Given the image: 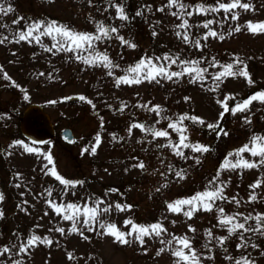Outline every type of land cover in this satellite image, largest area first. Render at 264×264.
I'll list each match as a JSON object with an SVG mask.
<instances>
[{
  "label": "rangeland",
  "instance_id": "1",
  "mask_svg": "<svg viewBox=\"0 0 264 264\" xmlns=\"http://www.w3.org/2000/svg\"><path fill=\"white\" fill-rule=\"evenodd\" d=\"M180 2L186 5L183 12H178L175 6L168 7L169 0H3L14 11L0 16V25H6L0 26V39L7 37L0 43V195L3 196L0 264L15 261L20 264H176L172 251L180 245L175 240L167 243L173 237H187L199 254L200 264H234L241 256L254 264H264V235L245 232L242 240L240 230L229 236L228 226L219 223L224 216L243 214L237 217V222H243V216L264 214V165L250 169L221 167L226 159L235 163V152L245 144L251 146L254 135L264 136V103L253 101L247 110L235 114L223 111L225 104L231 109L242 103L241 97L248 99L264 91V33L254 34L247 28L249 22H264V0H241L251 5L249 10L238 7L231 12L200 14L195 12L198 5L217 7L218 3L231 0ZM117 7L123 8L127 20L118 18ZM188 11L193 15L187 16ZM174 12L178 15H173ZM233 14L237 19L231 18ZM17 19L19 24H13ZM184 19L190 28L178 27ZM208 20L213 23L204 28ZM39 21H55L75 32L93 35L97 34V22L106 28H116L117 32H110L108 38H102L95 45L96 51L107 54L115 67L105 68L99 61L84 64L73 52L45 51V47L51 48L54 43L49 36H42L40 43L16 42L19 31ZM209 30L217 36L203 39ZM184 33L189 35L188 42L183 39ZM221 35L223 39L219 38ZM196 40L200 41L199 48L195 46ZM130 44L135 47H129ZM195 49L203 57L197 66L208 69L204 81L193 83L190 76L184 75L172 80L157 77L159 82L116 83L142 58H152L169 72L181 71L183 65L179 61L170 64L156 58L167 54L185 61L186 52ZM79 54L89 56L90 52ZM212 63L214 67L210 66ZM230 63L233 71L246 66L252 83L239 75L214 82L212 75ZM47 67L51 69L47 76L34 77ZM258 87L261 90L251 94ZM81 96L85 99L81 100ZM30 101L46 105L57 131L63 126L72 127L76 142L66 143L59 136L42 145L25 140L20 134L18 119ZM155 106H159V115L150 110ZM183 116L198 117L204 123L183 120L182 125L178 124L186 129L183 133L168 128L170 122H177ZM134 123L165 130L169 135L153 138L139 128H133L130 133ZM209 124H218L219 128L209 129ZM220 129L228 135H223ZM181 134L187 136L186 143L205 146L208 151L180 148L177 150L183 156L176 155V150L168 145L179 144ZM14 141H22L38 151L27 152L21 145L12 146ZM94 146L96 151L92 154ZM46 155L52 157L51 164ZM241 155L250 162L259 161V157L247 152ZM141 162L143 169L135 166ZM52 168L62 178L82 183L66 188L50 174ZM178 171L182 172L183 179L176 176ZM218 173L219 179L210 185ZM257 181H260L259 187H250ZM217 185L223 186L225 199L216 200L211 211L201 208L189 219L183 212L190 206H183L181 212H171L167 207L178 199L214 190ZM252 195L256 200L250 201ZM95 200L104 201L101 208L112 206L109 212L99 216V221L116 225L126 234L128 244L101 235L103 230L98 223L89 231L83 225L82 216L81 223L77 224L79 232H70L72 221L63 220L48 203L83 206L87 202L93 207ZM116 204L131 207L118 211ZM220 208L224 209L223 213L218 211ZM127 220L144 226L160 223L167 231L160 237H145L142 245L135 240V234L127 235L131 227L125 225ZM255 225L252 219L246 227ZM57 228H63L64 233ZM208 231L212 238L208 237ZM33 235L52 243L36 242L26 253H21L20 246ZM220 237H226L223 245L216 239ZM242 243L247 247L238 248ZM5 247L10 251L2 252ZM160 249L164 251L157 255ZM227 256L234 259L228 260Z\"/></svg>",
  "mask_w": 264,
  "mask_h": 264
},
{
  "label": "snow or ice",
  "instance_id": "2",
  "mask_svg": "<svg viewBox=\"0 0 264 264\" xmlns=\"http://www.w3.org/2000/svg\"><path fill=\"white\" fill-rule=\"evenodd\" d=\"M175 6L178 9V12H183V10L186 8V5L180 2V0H169L168 7ZM241 8L244 10H249L251 8V5L248 3H241V0H231L229 3H218L217 7H210L205 8L202 6H196L195 12L197 14L200 13H206V12H218L220 10H223L224 12H231L233 9ZM163 10V9H159ZM13 8L9 6H5L3 3V0H0V16H6L9 13L13 12ZM178 12H174L173 15H178ZM140 13H137L139 15ZM117 15L118 18L121 20H127L128 17L124 14L123 8L117 7ZM187 16H192L193 12L188 11L186 12ZM182 18V17H179ZM233 20L237 19V16L235 14L231 17ZM22 19V18H21ZM19 20H13V24H19ZM213 23L212 20H208L206 23L203 24L204 28H209V25ZM6 27V25H0ZM180 28H190L188 21L186 19L182 20V23L178 25ZM97 34L93 35L90 33H79L75 32L72 29H70L66 25H57L55 21L50 22H34L31 24L26 25V30L19 31L17 33L16 42L19 43L20 41H30L34 40L37 43L41 42L42 36H49L54 40V43L52 44L51 48L45 47V51H52L55 49L57 52L63 51V52H73L77 53L76 58L81 60L84 64L92 65L96 64L97 61L103 64L105 68L111 69L112 67H115L113 65L112 61L109 60L107 54L99 53L96 51L95 45L97 41H100L102 38H108L109 33H115L117 32V29L114 27L106 28L105 25L102 22H97ZM247 28L252 33H264V22L261 23H251L249 22L247 24ZM235 31H240V28L237 27ZM34 33H36L34 35ZM155 35V33H153ZM177 36H181L180 32H177ZM209 36L215 37L217 36V33L215 31L209 30L206 35L203 37V39H207ZM57 37L59 39H57ZM220 39H223L224 37L221 35L219 37ZM7 37H4L3 39H0V43H3L4 40H6ZM122 42L126 43V41H123V38H120ZM183 39L185 42L189 41V35L188 33L183 34ZM196 47H200V41L196 40L195 42ZM129 47H135V45H129ZM83 52H90L89 56H83L79 53ZM95 57V59L93 58ZM163 59L164 61L170 62V64H177L179 61V64L183 65L181 71H171L169 72L167 68L164 65H157L153 62L152 58L144 59L142 58L134 67L128 68L127 74L119 77L116 81L117 85L124 83V84H139L142 82V80H148V81H157V77H162L164 79L172 80L175 78H180L181 76L188 75L191 77L190 82H197V81H204L205 76L204 73L208 71L207 68H200L197 65L200 63L199 61H183L180 60L179 57L173 58L170 55H165L163 57H157L156 60L160 61ZM238 63H242L240 61H237ZM210 66H215V63H212ZM223 70L213 74L212 79L214 82H222L223 78L229 77V76H243L245 78H248V82L252 83V80L249 78V73L246 71L245 68H240L236 71H233V64H228L226 66H222ZM109 75H112V72L109 71ZM43 75V74H41ZM5 79H8L7 75L5 74ZM216 87H219V84H216ZM212 91H215V88L210 89ZM25 100L28 99V96L25 95ZM81 100H84L85 98L83 96L80 97ZM187 99V98H186ZM227 99V98H226ZM259 100L260 102L264 103V91L258 92L253 94L248 99L244 100L242 103L237 104L235 107L229 109L227 105L224 106V111H231L232 114H235L238 111H245L248 109V106L253 102ZM222 103V102H221ZM123 110V109H121ZM152 111H156L159 115L160 109L159 106H155L154 108L150 109ZM223 112L221 113V116H223ZM191 119L193 121H197L201 124L204 123L203 120H200L198 117H188L183 116L180 117L177 122H170L168 124V128L173 129L176 132L183 133L186 131L183 127H178V124L182 125L183 120ZM159 123V121H157ZM133 128H139L141 131L148 132L152 134L153 138H159V137H168V132L165 130H155L154 127H145L143 124L134 123L130 126L129 132L131 133V130ZM209 129L219 128V125H208ZM220 131L223 133V135H228L226 131H223V129H220ZM220 133H218L219 135ZM187 136L181 134L179 138V144L172 145L171 143L168 145L169 147H173L174 150H176V155L183 156V152L179 151L177 149L180 148H189L191 147L193 151L195 152H207L208 148L202 145H190L186 143ZM97 144H99V136H97ZM21 145L24 147L25 151L27 152H33L38 151V149L29 148L27 145L23 144L22 141H14L12 146ZM11 147V146H10ZM96 148L95 146L92 147L91 152L92 154H95ZM249 153L252 157H259L258 162H250L248 160H245L242 153ZM232 155V154H230ZM235 156L237 157L235 163H232L229 160H225V163L221 166L222 168H255L259 165H264V136H257L254 135L251 139V146L249 144H245L241 148H239L235 152ZM45 158L48 160V163H52V157L50 155H46ZM187 158V157H185ZM136 167H139L141 169L144 168V164L141 162ZM50 174L55 177L56 180H58L62 185H64L66 188L68 186L75 187L76 183H82V182H73L66 180L62 178L55 170V168H52L49 170ZM176 176L180 179H183L182 172H176ZM219 179V173L217 174V177L213 179V181L210 182L211 184H214L216 180ZM260 186V181H257L255 184L251 185L250 187L256 188ZM114 191V190H113ZM223 193V186L217 185L214 190H205L203 192H198L194 194L190 198H184V199H178L175 202L168 203L167 207L171 212H181L183 210V206H190L189 210L184 211L183 214L187 216L189 219L192 217L193 213L200 210L201 208L204 211H211L213 209V205L215 204L216 200L218 199H225V197L222 195ZM48 195L51 196L52 193L49 190ZM3 199V196L0 195V200ZM256 200V196L252 195L250 197V201ZM49 206L52 208V210L59 216L62 217L65 221H72V227L70 228V232L76 233L79 232V229L77 228V224L81 223V216L83 217V225L89 230L93 231V225L99 224L100 229L103 231L100 233L101 235L111 236L114 238L115 242H118L120 244H128L129 240L125 238V233L121 232L116 225L114 224H106L99 221V216L103 215L104 213H107L111 210V205H108L107 207L101 208L100 205L104 204L103 200H95L93 201V204L95 206L90 207L89 204L86 202L83 206L77 205L75 203H60L57 204L55 201H49ZM237 203H239L237 201ZM131 206L129 205H120L116 204L115 208L118 211H124ZM220 213L224 212V209L220 208L218 209ZM243 214H234L233 216H224L222 219L219 220V223L221 225L228 226V234L231 236L233 233L240 230L241 239L243 240V234L245 232H254L259 233L260 235H264V224H262V221H264V214L257 213L254 217L252 215L243 216V222H237V217L242 216ZM254 219L256 221L255 227L248 226L246 227V224L249 220ZM125 225H130V230L127 232L128 236H132L135 234V240L139 241L140 244H144L145 237H151L156 236L160 237L162 233H165L167 230L160 224V223H154L148 226L144 225H137L133 223L131 220L125 221ZM57 231L60 233H64L63 228H57ZM194 231V229H190ZM82 235V233H81ZM207 235L209 238H212L211 231L207 232ZM219 242V244L223 245L225 242L226 237H220L216 238ZM173 240H175L180 247L176 248L172 251V255L176 258V264H200V257L199 254L192 248L189 240L187 237H173L172 240H168V244H172ZM36 242H41L45 244H51L52 242L44 238L43 240L40 239V237L33 235L26 244H22L20 246L19 251L21 253H26L27 249L31 246H34ZM164 242V241H162ZM240 247H247L246 243H242L241 245L237 246ZM255 247V245H253ZM187 250V251H185ZM10 249L5 247L2 252L7 253ZM164 251V249H160V251L157 253V255L160 254V252ZM69 258L72 259V254L69 253ZM226 259L233 260L234 258L231 256H227ZM14 264H20V261H15ZM234 264H254L253 261H251L249 258L241 256L238 259H235Z\"/></svg>",
  "mask_w": 264,
  "mask_h": 264
},
{
  "label": "water",
  "instance_id": "3",
  "mask_svg": "<svg viewBox=\"0 0 264 264\" xmlns=\"http://www.w3.org/2000/svg\"><path fill=\"white\" fill-rule=\"evenodd\" d=\"M19 128L21 133L34 143H44L55 136L49 114L38 103H29L23 109L19 118ZM59 134L68 142L76 140L71 127H63Z\"/></svg>",
  "mask_w": 264,
  "mask_h": 264
},
{
  "label": "trees",
  "instance_id": "4",
  "mask_svg": "<svg viewBox=\"0 0 264 264\" xmlns=\"http://www.w3.org/2000/svg\"><path fill=\"white\" fill-rule=\"evenodd\" d=\"M186 55L188 56V58L185 61H199L200 63L203 61V57L201 56V52L197 49L192 50L191 52H186ZM51 69L49 67H47L43 72H41L39 75L34 76V77H44L47 76V73L50 71ZM43 74V75H41ZM39 81V80H38ZM256 89H260L261 87L258 88H254L252 89L250 92L251 94L256 90ZM246 96H243L240 98L241 102H243L244 100H246ZM239 104V103H238ZM237 105V104H236ZM235 107V105H234Z\"/></svg>",
  "mask_w": 264,
  "mask_h": 264
}]
</instances>
